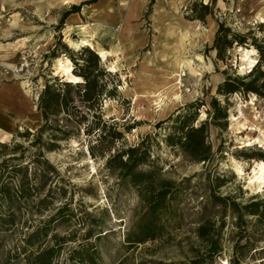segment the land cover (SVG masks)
Segmentation results:
<instances>
[{"label":"rangeland","instance_id":"1","mask_svg":"<svg viewBox=\"0 0 264 264\" xmlns=\"http://www.w3.org/2000/svg\"><path fill=\"white\" fill-rule=\"evenodd\" d=\"M83 1L91 0H0V84L20 82L38 104L47 79L58 75L68 80L63 68L68 65L67 59H71L57 42L77 53L86 46L79 41L90 38L96 51L103 48L109 52L105 60L100 57L102 64L121 79L120 98L104 101L105 119L120 125L125 132V144H137L152 134L155 138L151 142L152 159L160 167L161 177L173 180L182 192L172 212L163 218L166 235L129 247L127 234L142 211L139 195L110 174L104 158L92 157L88 146L93 138L81 130L80 134L61 141L58 149L44 152L57 170L50 173L52 181L48 186L52 188V203L47 209L39 208L43 194L15 210L16 223L0 232L3 239L0 264H28L26 255L37 247L28 246L26 238L48 223L65 203L74 215L69 216L67 211L65 218L54 219L48 226L50 234L41 245L43 248L53 245L54 235L68 237L66 240L73 237L62 244L53 264H77L71 259V251L81 243H90L99 252V264H168L188 261L195 254L202 255L208 261L205 264H232V257L239 258L241 264H264V224L255 216L245 215L242 221H237L230 208L225 210L224 248L213 259L205 255L195 233L206 218L217 217L220 224L223 217L221 208L209 197L207 173L211 174L217 195H232L238 203L264 197V182L249 184L252 168L260 159L247 158L264 151V142L247 145L254 137L264 140V99L254 97L253 93L235 94L227 102L217 94V87L225 78L224 71L249 72L258 61L257 50L235 46L229 51L231 58L221 61L216 51L210 49L219 21L235 32L247 34L249 42L254 38L264 42V0H216L213 5L211 0H97L84 4L74 14L75 18L67 17L59 29L63 14ZM195 3H210L212 13L205 15L204 20L195 18L199 15L192 9ZM179 34L187 35L183 43ZM55 44L58 56L48 58ZM180 44L185 66L178 71L172 60ZM71 77L74 82L79 79L73 72ZM213 96L223 105L228 104L227 127L209 124L213 157L206 163L194 162L179 148L163 141L171 122L161 129L155 124L189 103L202 101L204 105L197 110L195 121L199 125L210 119L208 111H213L210 105ZM25 120L30 122V128L21 129L18 123H11V129L0 127V141L8 145L6 149L0 148L5 153L0 161L3 157L20 155L23 150L13 154L12 148L22 145L23 165H29L28 175L37 185L41 171L32 162L37 153L32 141L39 126L32 125L28 117ZM39 122L41 118L35 124ZM124 125L136 127L127 132ZM28 129L33 134L20 135ZM121 147L122 142H118L116 148ZM234 160L241 165L243 174L237 172ZM219 175H225L226 181L217 187ZM89 227L103 231L100 239L96 236L84 239ZM237 242L241 247L236 251Z\"/></svg>","mask_w":264,"mask_h":264},{"label":"trees","instance_id":"2","mask_svg":"<svg viewBox=\"0 0 264 264\" xmlns=\"http://www.w3.org/2000/svg\"><path fill=\"white\" fill-rule=\"evenodd\" d=\"M97 0L83 1L79 5H72L66 11L57 27L63 26L65 19L72 13L79 12L84 4L92 3ZM212 5L216 0H211ZM199 15L195 18L204 20L205 15L212 13L210 3H195L194 7ZM57 44L62 47L65 53L73 62V74L81 80L68 81L64 77L56 75L46 80L38 99V111L41 123L34 134L35 139L32 146L37 153L32 161L40 169V183L34 185L28 175L29 165L25 162V149L22 145H16L13 154L21 151L20 155L9 158L3 157L0 161V232L16 223V209L21 208V204H26L36 196L40 197L38 207L47 209L52 201V188H48L52 181L51 172L57 170L48 159L44 157L45 151H54L60 147V142L70 139L80 134L81 130L93 138L89 143V151L94 158H104L105 165L110 174L136 190L140 198L141 215L127 234L126 242L129 247H136L148 241H156L166 235L164 230V217L172 212L178 197L182 192L180 185L173 180L161 177L160 167L152 159L151 142L155 140L152 134H147L137 144H125V132L120 129L117 122L109 121L104 117V101L117 100L120 98L119 86L121 79L117 74L108 70L102 64L98 52L87 46L75 53L66 44L60 41ZM57 44L51 50L48 58L57 57ZM235 46L255 48L258 53L257 63L249 72L231 73L224 71L225 78L217 87V94L224 96L228 102L231 95L246 96L249 93L264 99V42L253 39L248 41V35L233 31L225 22L219 21L215 32L211 50L216 51L218 60L227 61L230 59L229 51ZM204 105L202 101L187 104L184 108L178 109L175 113L158 121L155 124L157 129L168 122V132L163 141L172 148H179L182 153L191 161L208 162L213 157V146L209 139V124L221 128L227 127L228 104L223 105L217 96H213L210 105L212 112L208 111L210 119L195 125L197 120V110ZM191 110L183 113L182 111ZM130 132L136 126H123ZM165 129V128H164ZM33 134L29 129L21 136ZM122 142V147L117 149L116 144ZM0 148H8L7 143L0 141ZM221 144L217 150H220ZM114 151V152H113ZM5 153L0 151V157ZM247 158L264 159V151H259ZM145 166H148L146 168ZM20 176V177H19ZM187 178L186 181H190ZM209 184V197L211 202L221 208L222 220L218 224L217 217H208L201 222L195 233L201 240L205 255L213 259L223 251L222 228L225 225L224 215L227 208L236 214L237 221H242L245 215L255 216L260 224H264V197H252L246 203H238L232 195H217L216 187L213 185L211 174L207 173ZM217 187L226 181L225 175L217 177ZM53 198V197H51ZM67 211L69 216L74 213L69 209L68 203L59 207L48 223L31 233L27 238V245L36 246V250L30 251L26 255L28 264H53L59 255L61 246L68 240V237L54 235V244L41 247L42 243L49 236V225L54 219L65 218ZM96 227H101L95 223ZM94 227H89L84 234V239L89 240L96 236L100 239L103 231L96 232ZM107 234V233H106ZM3 246V239L0 233V250ZM244 247L246 245H243ZM241 247L237 242L235 249ZM192 247V251L196 252ZM99 252L90 243H81L72 249L71 259L77 264H99ZM232 264H241L239 258L232 257ZM208 262L200 254H195L188 261L172 262L168 264H205Z\"/></svg>","mask_w":264,"mask_h":264},{"label":"crops","instance_id":"3","mask_svg":"<svg viewBox=\"0 0 264 264\" xmlns=\"http://www.w3.org/2000/svg\"><path fill=\"white\" fill-rule=\"evenodd\" d=\"M75 13L70 14L68 17L75 18ZM13 66L14 64L11 63V67ZM26 117L30 118L32 125H40V122L35 124L40 121L38 104L34 102L32 96L27 93V89L24 88V85H21L20 82L15 80L1 83L0 127L11 129V123H18L20 127H22L21 129H23V127L30 128L28 125L30 122H25ZM21 129L19 128L13 131L14 134L18 133Z\"/></svg>","mask_w":264,"mask_h":264},{"label":"bare ground","instance_id":"4","mask_svg":"<svg viewBox=\"0 0 264 264\" xmlns=\"http://www.w3.org/2000/svg\"><path fill=\"white\" fill-rule=\"evenodd\" d=\"M185 36H187V35L186 34H181L180 35V39H179L180 43L184 42L183 39H184ZM70 42L72 44H78V42L73 41V40H70ZM79 43L82 44V45L89 46V47L94 49V44L92 43L91 39L88 38V37L82 38L79 41ZM182 47H183V44L182 45L180 44V45H178L175 48V52H174V56H173V60H172L173 66L178 71H180L185 66L184 61H183L184 59H182V54H183ZM97 52H98L99 56L103 60H105L108 57V55H109V52L107 50L103 49V48H99V50ZM67 62H68V65L63 68V71H64L65 75H67L68 80L71 81L72 80L71 79L72 78L71 75H72V70H73V64H72L71 60H69V59H67ZM253 96L255 97V95H253ZM263 142H264V140H262L261 138L254 137L252 140L247 142V145L250 146V145H253L255 143H263ZM234 162H235V165H236L237 172L240 173V174H243L244 172H243V169H242L241 165L236 160H234ZM263 182H264V160H259V161L255 162V165L252 168L251 174L249 176V184L255 186L256 183H263Z\"/></svg>","mask_w":264,"mask_h":264},{"label":"built area","instance_id":"5","mask_svg":"<svg viewBox=\"0 0 264 264\" xmlns=\"http://www.w3.org/2000/svg\"><path fill=\"white\" fill-rule=\"evenodd\" d=\"M24 60H27V57L24 56ZM24 66H25V64L22 63V64H21V69H23ZM262 188H264V187H262Z\"/></svg>","mask_w":264,"mask_h":264}]
</instances>
